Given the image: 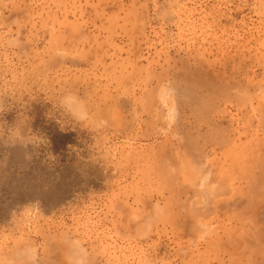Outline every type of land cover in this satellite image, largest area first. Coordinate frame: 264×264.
<instances>
[{
  "label": "rangeland",
  "instance_id": "obj_1",
  "mask_svg": "<svg viewBox=\"0 0 264 264\" xmlns=\"http://www.w3.org/2000/svg\"><path fill=\"white\" fill-rule=\"evenodd\" d=\"M257 153L264 0H0V264H264Z\"/></svg>",
  "mask_w": 264,
  "mask_h": 264
},
{
  "label": "bare ground",
  "instance_id": "obj_2",
  "mask_svg": "<svg viewBox=\"0 0 264 264\" xmlns=\"http://www.w3.org/2000/svg\"><path fill=\"white\" fill-rule=\"evenodd\" d=\"M184 95V94H183ZM227 127V126H226ZM225 136V135H224ZM181 138V137H180ZM227 138V137H226ZM226 138H225V140H226ZM186 140V139H185ZM184 140V141H185ZM224 140V141H225ZM179 141H181V140H179ZM187 141V140H186ZM188 143H190V141H187ZM186 144V143H185ZM192 144V143H191ZM230 144V143H229ZM193 147V146H192ZM191 148V147H190ZM189 148V149H190ZM194 148V147H193ZM196 148V147H195ZM197 149V148H196ZM196 149H194L195 150V152H197V151H199L200 152V150L198 149V150H196ZM191 151H193L192 149H190ZM189 151V150H188ZM177 153V152H176ZM198 153V152H197ZM196 153V154H197ZM201 153V152H200ZM177 155V154H176ZM183 155V154H182ZM207 155V154H206ZM257 159H256V161L254 162V165L256 166V168H258V170L259 171H261V172H263L264 173V153L263 154H258L257 153ZM199 156H200V154H199ZM203 156V155H202ZM182 157V156H181ZM187 157V156H186ZM183 158H185V157H183ZM182 158V159H183ZM206 158V157H205ZM204 158V159H205ZM180 158H178V157H174V156H172L171 158H169V160L168 159H164V160H166V163H168V164H174L175 165V169H177V164L179 165V164H181V163H178V162H181V161H178ZM189 159H190V157H189ZM207 159V158H206ZM162 160V159H161ZM161 160H159L158 161V165H161L162 164V162H163V160L161 161ZM189 162V161H188ZM206 162V161H205ZM206 164V163H205ZM183 165V166H182ZM182 165H179V169H177V171H178V176L180 177V182H182V181H185V182H187L186 181V177H188V175H190V173L187 175V173H188V169L187 170H185L186 168H187V166H184V164H182ZM189 166H190V162H189ZM173 167V166H172ZM182 167H186L185 169L183 168V169H181ZM194 167L195 168H197L195 165H194ZM208 167V166H207ZM188 168H191V167H188ZM193 168V167H192ZM198 168H200V166L198 167ZM171 169V171L173 172V173H171V171L169 172V175L167 174V173H161L160 174V176L162 177V179H163V182H164V186H165V189L168 191V192H170V193H172V194H175V195H177V196H181L182 198H184V201L183 202H179V204H180V206L178 207L179 208V211H181V212H183L184 213V216H183V218H182V220L184 219V223L182 224V220H181V222H178L177 221V225H176V227H180L181 228V226L182 227H184L186 230H191V231H195L196 230V228H195V224H196V222L197 221H195V223H194V220H195V218L196 217H198L199 216V218L201 219V217H203L204 215H206V214H204L203 216H201L199 213H198V211L196 212V211H194L193 209H192V207L193 206H191L192 205V203H193V201H194V199L192 198V200L193 201H191V199H190V197H189V189H186L184 186H182V184H180V183H178L179 181H178V176L176 175V173H175V170H174V168L172 169V168H170ZM169 169V170H170ZM208 169H210L209 167H208ZM174 170V171H173ZM195 171L197 170V169H194ZM213 170V169H212ZM185 171H186V174H185ZM198 171V170H197ZM199 172V171H198ZM208 173V172H207ZM196 174V173H195ZM206 174V173H205ZM184 175H186L185 176V179H183L184 178ZM209 175V174H208ZM191 176V175H190ZM197 176V175H196ZM198 176H199V174H198ZM197 176V177H198ZM210 176V175H209ZM193 177V176H192ZM192 177H191V179H192ZM208 177V176H207ZM189 179H190V177H188ZM204 179H205V177H203ZM181 179H183L182 181H181ZM195 179V178H194ZM203 180V179H202ZM204 181V180H203ZM202 181V182H203ZM213 181H214V179H213ZM196 182H198V181H196ZM190 182H187V184H189ZM213 183V185L212 184H210L209 185V188L207 187V186H205L206 185V182L205 183H203L204 184V186H205V188H204V190L206 191V194L205 195H207V192H209V195L208 196H212V194H215V193H217V191L216 192H214V189H216L215 188V186H217V188H218V185H214L215 183L214 182H212ZM185 184V183H184ZM193 184V183H192ZM191 184V185H192ZM217 184V183H216ZM201 185V187H203V185H202V183L200 184ZM211 185H212V187H214V189L211 187ZM224 186H223V188L220 190V192L222 193V194H225L226 192L225 191H229V192H231L232 193V195H235V193L237 192V191H239V189H241L240 188V186L238 185V184H235V178H233V180H232V182H231V184L230 185H225V184H223ZM173 186V187H172ZM196 186H198V185H196ZM200 187V186H199ZM198 187V188H199ZM259 187H260V182L258 183V188H257V190H255V189H253L252 190V196H251V193H248L247 194V196H249V198L250 197H252V198H254V197H256V196H258L259 195ZM207 188V189H206ZM227 189V190H226ZM202 190H203V188H202ZM208 190V191H207ZM243 190V189H242ZM193 192H195V191H193ZM192 192V193H193ZM201 192V191H200ZM219 192V191H218ZM199 192H195V194L197 195ZM205 193V192H204ZM211 193V194H210ZM221 193H218L219 195H221ZM218 194H215V195H218ZM202 196H203V194H201ZM214 196V195H213ZM244 196V195H243ZM194 198H196L195 197V195H194ZM207 198V197H206ZM209 198H211V197H209ZM251 198V199H252ZM160 199H163V196H160ZM204 199H205V197H204ZM208 200V199H207ZM245 200V199H244ZM258 200V199H257ZM180 201V200H179ZM207 201H205V203H206ZM208 202H210V201H208ZM249 202V201H248ZM194 203H196V202H194ZM213 203V202H212ZM211 203V204H212ZM197 204V203H196ZM207 205V204H206ZM198 205H194V207H197ZM232 207V208H234V210L236 209V208H244V210H247V212H245V213H248V212H252V213H256V211L257 210H259L256 206H250V204L248 203H243V202H241V201H239V200H231V203H230V205L229 204H226V202L225 203H220L219 204V208H220V210H218L219 212H222L224 215H226L227 214V212L225 211L228 207ZM208 208H210V206L209 207H207V208H205V210L206 209H208ZM230 209V208H229ZM257 209V210H256ZM201 210V209H200ZM203 210H204V207H203ZM199 212H201V211H199ZM181 214V213H180ZM198 215V216H197ZM201 216V217H200ZM198 218V219H199ZM198 226V225H197ZM200 228V227H199ZM198 229V228H197ZM203 229V228H202ZM205 232V231H204ZM231 241V240H230ZM233 242V241H232ZM227 243V242H226ZM231 245V244H230ZM69 246V245H68ZM71 246V245H70ZM63 247H65V246H63ZM67 247V246H66ZM261 250H263L264 251V248H260ZM63 250V249H62ZM80 250V249H79ZM70 253V252H69ZM68 253H66L65 255H67ZM65 255H63V254H61V255H59L58 257H55V258H53V261H52V263H49V262H42V264H67V262H65L64 261V259H65ZM69 255V254H68ZM75 255V254H74ZM73 255V256H74ZM63 256H65V257H63ZM72 256V257H73ZM76 256V255H75ZM259 257V256H258ZM262 257V256H261ZM38 258V257H37ZM79 258V257H78ZM77 258V259H78ZM81 258V257H80ZM32 262H33V260H32ZM31 262H29V264H30ZM34 263V262H33ZM32 264V263H31Z\"/></svg>",
  "mask_w": 264,
  "mask_h": 264
},
{
  "label": "crops",
  "instance_id": "obj_3",
  "mask_svg": "<svg viewBox=\"0 0 264 264\" xmlns=\"http://www.w3.org/2000/svg\"><path fill=\"white\" fill-rule=\"evenodd\" d=\"M257 169H258V168H257ZM260 172H261V171H260ZM263 175H264V173L261 172V177L259 176V177L255 178V179H253V181H251V180H247V184H246V186H245V188H246V194H247V193H251V196H252V190H253V189L257 190V188H258V183H259V182H260V184H262L261 181H262ZM241 182H242V179H241V178H238V177L235 178V184H238V185L240 186V185H241ZM241 189H244V188L241 186ZM226 190H227V189H226ZM225 192H226V193H225L224 195L231 194V192H229L228 190L225 191ZM256 213H257V211H256ZM248 214H252V215H254L255 213L248 212ZM242 223H243L242 220H241V222H240L239 219H237L236 221H234V226H233L234 229H235V230H238V227H241V226H242ZM252 223H254V222H252ZM252 225H253V224H252ZM257 226H258V221L255 222V226H254V228L257 229ZM258 227H259V226H258ZM261 239H262V235H261L259 232H257V234H256V240H258V241L260 242ZM260 248H264V242H262ZM258 254H259V253H256V256H258Z\"/></svg>",
  "mask_w": 264,
  "mask_h": 264
}]
</instances>
